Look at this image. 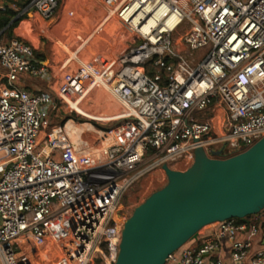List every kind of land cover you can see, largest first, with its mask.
<instances>
[{
  "label": "built area",
  "instance_id": "2783aa9c",
  "mask_svg": "<svg viewBox=\"0 0 264 264\" xmlns=\"http://www.w3.org/2000/svg\"><path fill=\"white\" fill-rule=\"evenodd\" d=\"M93 1L104 15L75 58L55 63L60 80L6 33L31 13L51 18L58 0L0 2V16L14 12L0 29V264H115L137 181L197 148L236 154L264 136V0ZM107 26L119 33L106 52L66 70ZM25 76L56 84L30 93L17 85ZM99 89L121 106L108 140L89 146L70 137L71 119L52 125ZM166 263L264 264V211L203 227Z\"/></svg>",
  "mask_w": 264,
  "mask_h": 264
},
{
  "label": "water",
  "instance_id": "95a60500",
  "mask_svg": "<svg viewBox=\"0 0 264 264\" xmlns=\"http://www.w3.org/2000/svg\"><path fill=\"white\" fill-rule=\"evenodd\" d=\"M161 169L167 183L125 220L115 264H166L203 227L264 211V136L228 157L197 148L186 170Z\"/></svg>",
  "mask_w": 264,
  "mask_h": 264
},
{
  "label": "rangeland",
  "instance_id": "374dc122",
  "mask_svg": "<svg viewBox=\"0 0 264 264\" xmlns=\"http://www.w3.org/2000/svg\"><path fill=\"white\" fill-rule=\"evenodd\" d=\"M20 1L23 0H0V2L8 5L14 2L17 6L21 4ZM71 10L74 13L73 16L68 15ZM103 15V12H101L93 0H58V10L51 18L43 21L39 16H36L38 18V23L33 34L44 46L43 50H39V53L42 55V60L45 61L46 64L52 65L57 80H60L62 72L58 70V65L55 63H61L70 56V58H75V54L73 53L84 43L87 34L92 31L94 25ZM39 23H41V26H39ZM106 31L108 34L105 36L100 37L97 35L93 37L85 45L82 52L77 53L78 59L72 60L66 70L77 68L80 64L87 62L91 56L96 53L106 52L105 49L107 44L112 39V35H115V32L118 31V28L115 26H107ZM67 41L71 42L69 45L70 51L63 48V44ZM59 43L60 46H58ZM25 84L30 88H35V84L32 82L27 81ZM18 86L20 87V85ZM73 108L77 111H85L91 115L106 113L110 114V116H102L104 121H99L94 118V116L86 117L82 114L71 112L69 108L62 105L58 109L56 116L52 118V125H62L68 119H71L73 121L72 124L76 126L80 127L84 124H90L94 130L106 132L120 123V121H115L117 119L112 118V116L121 110V106L117 99L104 89L93 91L82 103L81 107L73 106ZM220 112L221 111H218V114H220ZM203 115L204 114H201L199 116L200 119ZM219 116L220 115H218V117ZM94 130H86L85 132H82L79 140L87 142L89 146H96L100 140H98V134ZM70 137L72 138V135H70ZM72 139L78 140L77 138ZM219 148V145H213L211 150H217ZM239 150L241 151L244 149L240 148ZM232 153L233 152L227 150L224 151V155L226 156L231 155ZM191 164L192 161L185 160L172 166V168L184 171ZM168 166H171V164H168ZM166 183L167 177L159 167L147 173L123 196V213L128 215V218L132 214L134 208L143 203L152 193L165 186Z\"/></svg>",
  "mask_w": 264,
  "mask_h": 264
},
{
  "label": "crops",
  "instance_id": "0c3cea01",
  "mask_svg": "<svg viewBox=\"0 0 264 264\" xmlns=\"http://www.w3.org/2000/svg\"><path fill=\"white\" fill-rule=\"evenodd\" d=\"M21 2H23V1H20V3ZM36 16H39L41 18V16L37 13H31V15L29 17L22 19L18 23V25L12 29L11 33H13V34H11V35H16V36L24 38L25 40H27L28 42H30L33 45L35 52L40 54L39 50H43L44 46L42 45V43L38 39H36L35 35L33 34L35 27L37 26V23H38V21H37L38 18ZM41 19L43 21H45L43 18H41ZM39 26H41V23H39ZM60 40H61V38H60ZM41 56L42 55L40 54L39 58L35 57V60L40 65L50 66L53 69L52 65L46 64L45 61L42 60L43 58ZM54 73H55V71H54ZM27 81L35 84V88L28 87V85L25 84V82H27ZM55 84H56V82L53 79L41 80L38 78H31L29 76H25V77H23L22 81L19 82L18 85H20V87H22L23 89H25L26 91H28L30 93H36V92L42 91L44 89H50L51 87H54ZM71 128H72V126L68 123L66 125V130L69 131L68 133L73 135L74 137H80L81 134L78 133L77 131L73 132ZM172 169L182 171V170L176 169V168H172ZM201 237H203V236H201ZM199 243H200V240L197 239L196 241L192 242V245L197 246ZM166 264H176V263H166Z\"/></svg>",
  "mask_w": 264,
  "mask_h": 264
},
{
  "label": "bare ground",
  "instance_id": "6f19581e",
  "mask_svg": "<svg viewBox=\"0 0 264 264\" xmlns=\"http://www.w3.org/2000/svg\"><path fill=\"white\" fill-rule=\"evenodd\" d=\"M58 46H60V43H59V45ZM65 50H67L66 48H65ZM68 51V50H67ZM107 106V105H106ZM79 114H82V115H84V116H94V118H96L97 120H99V121H104L103 119V117L102 116H110V114H106V113H99V114H93V115H91V114H88L87 112H85V111H77ZM69 124L72 126V131L73 132H75V131H77L78 133H80V134H82V132H85L86 130L87 131H93L94 130V128L90 125V124H84V125H81L80 127L79 126H76V125H74V124H72L71 122H69ZM97 134H98V138H100L101 136H104L105 137V140H108L109 139V135L108 134H105V133H102L101 131H96V130H94ZM69 132V131H68ZM71 135V134H70ZM72 138H77V139H79L80 137H74L73 135H72ZM105 142V144H106V142L107 141H104ZM119 218H120V215L118 214L117 215Z\"/></svg>",
  "mask_w": 264,
  "mask_h": 264
},
{
  "label": "trees",
  "instance_id": "16d2710c",
  "mask_svg": "<svg viewBox=\"0 0 264 264\" xmlns=\"http://www.w3.org/2000/svg\"><path fill=\"white\" fill-rule=\"evenodd\" d=\"M28 1L29 0H23V2H21V4H24V3L28 2ZM13 16H14V12L12 10H10V9H7L6 12H5V14H3V15L0 16V29L6 27L9 24V22L12 20ZM20 21L21 20H18L16 22H13L6 29V33L8 34V36H11L12 29L15 28ZM35 57L36 58H39L40 57V54H38L37 52H35ZM218 150H220L222 152V157H228V156H231V155L235 154V152H233L231 155L226 156V155H224V151L225 150H223L222 148H219Z\"/></svg>",
  "mask_w": 264,
  "mask_h": 264
}]
</instances>
